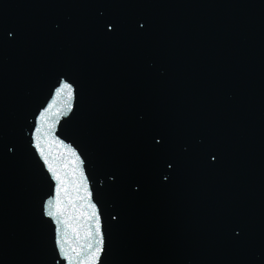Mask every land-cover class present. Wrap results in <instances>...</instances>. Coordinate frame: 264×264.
Masks as SVG:
<instances>
[{
  "label": "water",
  "instance_id": "1",
  "mask_svg": "<svg viewBox=\"0 0 264 264\" xmlns=\"http://www.w3.org/2000/svg\"><path fill=\"white\" fill-rule=\"evenodd\" d=\"M0 264H264V0H0Z\"/></svg>",
  "mask_w": 264,
  "mask_h": 264
}]
</instances>
